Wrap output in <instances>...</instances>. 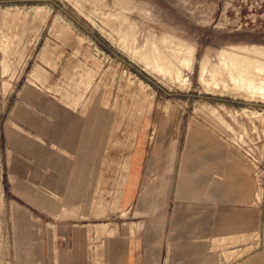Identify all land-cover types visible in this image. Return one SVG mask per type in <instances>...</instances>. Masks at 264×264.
Instances as JSON below:
<instances>
[{"label": "rangeland", "instance_id": "374dc122", "mask_svg": "<svg viewBox=\"0 0 264 264\" xmlns=\"http://www.w3.org/2000/svg\"><path fill=\"white\" fill-rule=\"evenodd\" d=\"M263 205L264 0H0V264L69 223L92 264L141 225L152 264H238Z\"/></svg>", "mask_w": 264, "mask_h": 264}, {"label": "crops", "instance_id": "0c3cea01", "mask_svg": "<svg viewBox=\"0 0 264 264\" xmlns=\"http://www.w3.org/2000/svg\"><path fill=\"white\" fill-rule=\"evenodd\" d=\"M259 223L261 228L260 232H257V238L258 236L259 238L255 248L244 257H241L238 264H264V205L262 206L261 212H259ZM144 229L145 225H141L139 229L141 232L137 235L134 234V236L129 238V241L126 243L118 244V250L120 251L116 256V259H114V263L152 264L145 252L148 250L149 243L156 233L152 231L149 235ZM238 238L239 235L236 237L237 242L239 241ZM230 239L233 240V237ZM63 240L64 241L60 243V246L57 245L61 251V256L59 258L61 264H92V258L88 254L87 248V233L85 232L83 225L69 223L67 228V238H64ZM242 252V249H234L226 252V255L228 258H236L241 256ZM50 255L51 243L49 242L46 253L43 256V264H52ZM100 262L101 264H104L101 260Z\"/></svg>", "mask_w": 264, "mask_h": 264}, {"label": "bare ground", "instance_id": "6f19581e", "mask_svg": "<svg viewBox=\"0 0 264 264\" xmlns=\"http://www.w3.org/2000/svg\"><path fill=\"white\" fill-rule=\"evenodd\" d=\"M105 20V19H104ZM222 62H224L225 64H235L237 65V67L240 69L241 74L243 75L242 78H246V72H245V68H247L248 66L251 65L252 61L247 60L246 58H241L240 56H229V57H223L222 58ZM168 74H173L172 73V69H166ZM179 76V75H178ZM250 78V77H249ZM247 112V111H245ZM244 112V113H245ZM242 114V113H241ZM247 113H245L246 115Z\"/></svg>", "mask_w": 264, "mask_h": 264}]
</instances>
